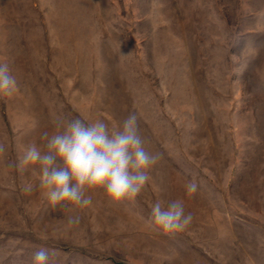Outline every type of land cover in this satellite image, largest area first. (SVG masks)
Segmentation results:
<instances>
[{
	"label": "rangeland",
	"instance_id": "374dc122",
	"mask_svg": "<svg viewBox=\"0 0 264 264\" xmlns=\"http://www.w3.org/2000/svg\"><path fill=\"white\" fill-rule=\"evenodd\" d=\"M264 0H0V264H264ZM128 111H123L124 107ZM128 112L163 160L134 202L102 190L69 226L18 163L57 118ZM185 180L198 185L185 192ZM182 199L193 221L153 232L151 206Z\"/></svg>",
	"mask_w": 264,
	"mask_h": 264
},
{
	"label": "clouds",
	"instance_id": "9594fccd",
	"mask_svg": "<svg viewBox=\"0 0 264 264\" xmlns=\"http://www.w3.org/2000/svg\"><path fill=\"white\" fill-rule=\"evenodd\" d=\"M18 86L9 64L0 62V96H11ZM122 110L128 111L126 106ZM150 145L135 112H128L111 128L103 119L57 118L52 130L41 134L40 144L24 146L13 166L20 170L35 166L37 183L27 184L25 192L38 190L49 206L74 226L80 222L78 212L93 205V193L98 190L112 205L134 202L142 194L152 179L151 171L163 160V154ZM5 151L6 146L0 143V156ZM184 188L191 195L198 185L185 180ZM192 221L182 199L158 200L151 206L149 224L157 234L181 233ZM58 255L57 250L42 247L33 254L32 264H57Z\"/></svg>",
	"mask_w": 264,
	"mask_h": 264
}]
</instances>
